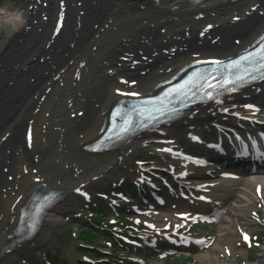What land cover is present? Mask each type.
<instances>
[{
    "label": "bare ground",
    "instance_id": "obj_1",
    "mask_svg": "<svg viewBox=\"0 0 264 264\" xmlns=\"http://www.w3.org/2000/svg\"><path fill=\"white\" fill-rule=\"evenodd\" d=\"M188 4L19 0L23 24L15 18L9 25L1 24L7 27L0 41V264L23 253L34 256L32 251L48 244L56 220L63 224V218L55 220L54 214L72 210L77 193L86 197L128 151L146 143L156 147L165 138V129H157L110 153L84 152L82 146L96 137L104 116L120 98L117 92L144 95L191 61L235 55L264 29V0H190ZM261 88L264 83L255 89ZM231 105L228 101L216 107ZM216 107L195 109L181 122L216 114ZM43 184L61 193V204L43 211L32 241L3 248L17 226L20 208L36 185ZM213 198L214 207L233 199L229 221L216 243L230 242L239 224L254 225L248 214L260 199L253 193L234 197L223 189ZM165 219L168 215L162 214L161 220ZM114 221L106 214L103 225L114 228L103 230V235L114 232ZM208 251L196 254L200 264L211 262Z\"/></svg>",
    "mask_w": 264,
    "mask_h": 264
},
{
    "label": "rangeland",
    "instance_id": "obj_2",
    "mask_svg": "<svg viewBox=\"0 0 264 264\" xmlns=\"http://www.w3.org/2000/svg\"><path fill=\"white\" fill-rule=\"evenodd\" d=\"M163 7H168L172 4H178L180 6L186 7L189 6L188 2L190 0H157ZM204 1H217V0H204ZM18 3L13 2V0H0V8L5 7V5H8V8H11L13 5L17 6ZM14 6V7H15ZM10 10V9H9ZM12 18H15L14 16H7V18L5 19V17H1L0 18V41L2 40L6 27L3 25H9L7 24V22L9 23V20H11ZM3 24V25H1ZM258 101V100H257ZM258 103H260L258 101ZM264 106V105H263ZM205 121H201V122H195L193 127H201V123H204ZM153 146L152 145H147V144H141L139 147L132 149L130 151L127 152V155L125 156V159L120 161V165L117 166L115 165L112 169H114L112 171L111 174L107 175V178H105V180L103 182H101L99 184L98 187L95 188H90L87 192L90 193V195L93 197L96 196L97 191L103 192L108 190L110 187L111 189H116L120 183V181L122 180V183H120L121 185L124 183L125 180H127L128 177L133 176L134 173V166H133V161L135 158V153L137 151H139V157L137 159H141V160H149V162H152V160L150 159V154L153 150ZM153 165L155 166V164L153 163ZM117 166V168H115ZM142 169L146 170V168H143L142 166H140ZM95 180V179H93ZM9 181V180H8ZM99 183V182H97ZM78 198V199H77ZM74 204L73 209L72 210H68V208H66V211H62L61 213H55L54 214V219L56 220V217H60L63 218V224L59 223L57 220L53 226V231L50 233V236H48V244L44 246V249H42L41 251H44L43 253H41L40 256L35 257L33 255H29L26 256L24 253L14 257L12 261L5 262L3 264H31L27 261L26 258H30L31 261L35 262V260L37 258L41 259H48V261H50V264H58L59 261H61L62 264H79V262L74 258V248L77 247V245L82 246V245H87V241L83 238L86 234H85V230L88 229L86 224H89L90 221L87 220L86 218L91 217V215L87 216V211L86 210V206H87V200H83L79 195L74 198ZM65 206H68L65 204ZM64 206V207H65ZM108 208V207H107ZM109 209V208H108ZM263 230H264V226H260ZM63 235L69 237V240H65V238L63 237ZM234 239L237 240L236 234L234 235ZM96 240L95 239V247L99 248L101 247L103 252H110L111 254H107V260L106 262H102L100 264H133V263H129L127 260H122V256L119 253H115L112 254V250L110 249V246L106 243V241L104 240ZM237 242V241H236ZM236 250L235 252H241L243 254V252L240 250V248L238 246H236ZM87 251L84 256L85 258L88 259H94L93 257V251L91 252ZM134 253H142V249L138 248V249H133L132 250ZM220 251V250H218ZM260 253V255H259ZM262 254V255H261ZM184 259H187L186 255H182ZM216 256V255H215ZM80 257V256H78ZM133 258V257H132ZM177 258V257H176ZM224 258V257H223ZM221 258V260H217V258L215 257V259H213L211 261V263L208 264H262V262L264 261V247L263 250H260L257 253V256H248L244 253L243 256H239L240 260H237L236 257L234 256H228L225 257L224 259ZM245 258H247L248 261L245 260ZM51 259H52V263H51ZM79 260V259H78ZM96 261V260H95ZM174 261L171 262V264ZM82 264H84L82 262Z\"/></svg>",
    "mask_w": 264,
    "mask_h": 264
},
{
    "label": "snow or ice",
    "instance_id": "obj_3",
    "mask_svg": "<svg viewBox=\"0 0 264 264\" xmlns=\"http://www.w3.org/2000/svg\"><path fill=\"white\" fill-rule=\"evenodd\" d=\"M210 27V26H209ZM241 60H249V62L251 63V60H250V57H241ZM210 63L212 64V65H220L222 62L221 61H219V60H213V61H210ZM231 66L232 67H238L239 66V62L238 61H233V62H231ZM261 67H264V56H261ZM247 74V73H246ZM194 76H196V74H194ZM198 80H203L204 81V84H207V86L208 87H213V85L212 84H209L208 83V78H212V79H214V77H211V74L209 73L208 74V76L207 77H205V76H198V77H196ZM237 79H242V77H240V76H237ZM187 83H192V81L190 80V81H188ZM224 83L225 84H229V83H234V81H232L231 79H229V78H227V77H225V80H224ZM131 95H136V93H131ZM250 107V106H249ZM127 122V121H126ZM77 191H79L78 189H77ZM257 191H259V189H257ZM201 199H203V198H201ZM244 239L245 240H248V236L245 234L244 235Z\"/></svg>",
    "mask_w": 264,
    "mask_h": 264
},
{
    "label": "clouds",
    "instance_id": "obj_4",
    "mask_svg": "<svg viewBox=\"0 0 264 264\" xmlns=\"http://www.w3.org/2000/svg\"><path fill=\"white\" fill-rule=\"evenodd\" d=\"M0 13L4 14L5 19L7 18V16L11 15L15 17V20L17 21L18 24H23L24 22V16H23V12L20 9H12L9 10L7 8V6L0 8Z\"/></svg>",
    "mask_w": 264,
    "mask_h": 264
}]
</instances>
